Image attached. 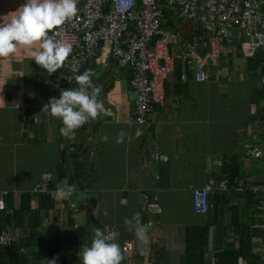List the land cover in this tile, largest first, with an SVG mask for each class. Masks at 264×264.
<instances>
[{"label": "crops", "instance_id": "0c3cea01", "mask_svg": "<svg viewBox=\"0 0 264 264\" xmlns=\"http://www.w3.org/2000/svg\"><path fill=\"white\" fill-rule=\"evenodd\" d=\"M84 1L78 0V11ZM25 3L0 0V26ZM169 12L163 29L181 34L180 43L170 49L176 68L165 83L163 102L155 105L145 126L134 120L131 72L116 65L110 46H103L82 71L95 73L92 80L103 87L105 111L72 139L61 136L62 122L42 110L51 98L58 99L57 89L44 84L55 73L49 75L24 51L0 58V190L9 191L14 209L20 196L31 195L30 208L37 215L7 230L17 244L23 243L20 253L27 264H46L54 257L56 264H82L83 247L91 245L96 228L106 226L116 229L120 242H132L126 264H187L188 233L195 229L208 230L206 264H213L212 254L219 250L231 251L244 264H264L259 255L264 213L258 208L264 200V158L246 157L248 148H264V77L247 69L232 33L212 70V82L197 84L183 53L201 29L184 22L176 8ZM121 130L126 137L117 144ZM155 153L170 160H155ZM229 171L238 179L228 183L227 192L211 194L214 210L206 216L195 213L194 189L217 186ZM46 172L54 175V190L77 185L68 199L52 198L50 210L42 209L43 195L32 193ZM149 202L162 211L150 215ZM137 212L144 224L154 222L143 246L134 228L124 223Z\"/></svg>", "mask_w": 264, "mask_h": 264}, {"label": "built area", "instance_id": "2783aa9c", "mask_svg": "<svg viewBox=\"0 0 264 264\" xmlns=\"http://www.w3.org/2000/svg\"><path fill=\"white\" fill-rule=\"evenodd\" d=\"M262 4L264 0H132L128 6L127 0H85L77 16L62 26L57 37L71 43L72 54L65 67L55 73V79L44 84L55 87L59 98L61 90L76 85L74 75L81 74L88 61L103 46H110V56L116 65L131 72L130 90L137 96L134 120L138 125L145 126L149 113L164 100L165 83L176 68L170 49L181 40L180 33L163 29V7L176 8L184 22L200 27V34L185 47L183 62L192 72L195 82L205 85L212 82V70L231 42L232 33L240 43L245 58H251L256 51L264 49ZM204 41L207 43L204 44ZM74 62L79 63V71L75 74L70 68ZM27 120L28 117L23 115L22 121ZM32 120L35 122L37 118ZM246 157L264 158V148H248ZM154 159L170 160L160 153H155ZM53 179L51 172L43 173L33 186L32 193L52 198L50 193L55 191L52 188ZM215 191L227 192V180L220 181L217 186L206 184L203 188L194 189L195 213L206 216L214 210L210 196ZM8 193L7 190H0V211L6 210ZM258 208L264 213V200ZM146 209L150 215L162 211L155 202H149ZM6 213L11 214L12 210ZM147 224L150 228L154 226L153 221ZM104 232L113 235L114 242L121 245L125 256L133 252L132 242H120L116 229L106 226ZM16 241L17 238L7 230L1 232L0 247L11 248ZM259 255L264 261V247ZM122 264H126L125 259Z\"/></svg>", "mask_w": 264, "mask_h": 264}, {"label": "clouds", "instance_id": "9594fccd", "mask_svg": "<svg viewBox=\"0 0 264 264\" xmlns=\"http://www.w3.org/2000/svg\"><path fill=\"white\" fill-rule=\"evenodd\" d=\"M132 0H127L130 6ZM78 0H26L10 22L0 26V58H8L19 51L34 60L35 63L51 75L65 67L72 54L73 47L65 39H58L62 26L72 21L78 13ZM73 74L79 71V63L70 66ZM95 73L91 69L74 75L76 88L61 90L60 97L51 98L44 105L50 117L59 119L62 126L61 136L72 139L76 131L90 120L97 119L104 111V103L100 99L103 91L101 85L93 83ZM126 133L121 130L116 143L124 142ZM103 142L109 137L104 135ZM77 190V185L59 187L50 195L54 200L68 199ZM107 215V212L104 213ZM125 225L132 226L140 246L149 242L150 224H144L139 212L131 218H125ZM82 264H122L125 259L121 245L114 242L111 233L106 234L100 228L94 230L90 246H84ZM58 257L47 260L46 264H56Z\"/></svg>", "mask_w": 264, "mask_h": 264}, {"label": "trees", "instance_id": "16d2710c", "mask_svg": "<svg viewBox=\"0 0 264 264\" xmlns=\"http://www.w3.org/2000/svg\"><path fill=\"white\" fill-rule=\"evenodd\" d=\"M165 17L170 14L168 7H163ZM165 26V25H164ZM247 69L252 72H260V76L264 77V49L256 51L250 59L246 60ZM203 85V84H201ZM148 120V119H147ZM165 155V154H164ZM226 180L230 185H234L238 179V175L231 174L230 171L226 173ZM53 199L49 195L42 196L43 208L50 210ZM6 210L0 211V234L5 230L14 231L15 226L19 223H24L27 218L32 219V215H37V212H32L30 208L31 195L23 194L20 196L18 205L13 208L12 199L10 196L6 197ZM12 210L11 214L6 211ZM12 222L14 228H12ZM189 250L187 264H206L204 261L205 251L209 247L208 230H191L188 233ZM23 243L15 244L11 248L0 247V264H27L26 257L20 253Z\"/></svg>", "mask_w": 264, "mask_h": 264}, {"label": "water", "instance_id": "95a60500", "mask_svg": "<svg viewBox=\"0 0 264 264\" xmlns=\"http://www.w3.org/2000/svg\"><path fill=\"white\" fill-rule=\"evenodd\" d=\"M212 261L213 264H237L238 257L231 251L219 250L213 252Z\"/></svg>", "mask_w": 264, "mask_h": 264}]
</instances>
